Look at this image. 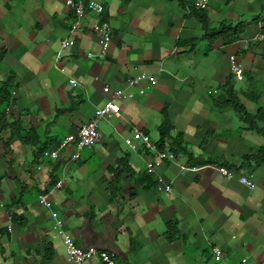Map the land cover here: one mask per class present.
Masks as SVG:
<instances>
[{
    "label": "crops",
    "instance_id": "1",
    "mask_svg": "<svg viewBox=\"0 0 264 264\" xmlns=\"http://www.w3.org/2000/svg\"><path fill=\"white\" fill-rule=\"evenodd\" d=\"M66 1L0 0V50L7 51L0 82L9 73L18 82L4 116L25 131L0 123V264H71L60 227L79 247L108 253L118 264L243 258L264 264V133L245 122L247 113L264 127V40L258 39L264 0H210L205 12L194 11L193 0H94L103 12L87 11L76 31ZM101 22L112 30L105 51L92 31ZM223 25L242 26L239 39H210ZM64 40L74 43L64 49ZM231 54L244 68L241 81L231 73ZM141 74L149 78L128 88ZM230 79L234 89L225 93ZM117 89L135 96L118 102L120 116L98 122L96 145L81 150L79 160L72 159L76 144L55 160L43 156L87 124ZM235 99L246 113L224 107ZM166 118L172 138L180 134L191 154L148 175L153 152L142 144L131 150L125 140L140 130L157 144ZM124 157L131 171L114 195L112 171ZM221 166L232 180L219 173ZM158 175L172 185L171 194L157 190ZM242 176L254 186L241 184ZM173 223L177 236L170 240ZM213 247L222 252L219 260Z\"/></svg>",
    "mask_w": 264,
    "mask_h": 264
},
{
    "label": "built area",
    "instance_id": "2",
    "mask_svg": "<svg viewBox=\"0 0 264 264\" xmlns=\"http://www.w3.org/2000/svg\"><path fill=\"white\" fill-rule=\"evenodd\" d=\"M67 6L73 10L75 14V20L72 25V30L76 31L82 26V20L87 11L94 12L97 14H101L104 10V7L101 3L96 2L94 0H89L87 3L84 0H67ZM210 0H193L191 7L199 10L206 11L209 8ZM93 33L98 37L100 46L105 51L109 48L112 42V30L111 26L107 22H101L92 28ZM259 40H264V35L260 34L258 37ZM72 40H64L62 42V47L67 49L71 45H73ZM89 56H92L90 54ZM59 60V57H58ZM230 70L235 80L241 81L244 78V68L239 63L235 54H231L229 56ZM149 77L145 74H141L139 76L133 77L128 80L127 86L128 88H135L139 86L143 81L147 80ZM70 84L72 86L77 85V81L75 79H70ZM109 87L105 86V91H108ZM135 93L132 91L117 89L113 93V99L106 101V103L99 109L96 110L93 118L87 123L81 126L75 133L68 135L64 140H62L56 149L46 150L43 152V156L57 159L60 156V153L68 148L71 144H76L77 152L73 154V160L80 159V151L85 148H90L96 145L101 140V135L98 132V122L103 118H108L112 116H120L121 107L118 104L120 100H129L133 99ZM127 146L131 150H137L139 148V144L153 152V158L148 163L146 173L148 175H155L156 169L163 162H174L177 159V155L168 151H161L158 149L157 144L152 142L149 136L145 135L140 130H135L132 137L127 138L126 140ZM197 167H192V170H196ZM219 173L225 178V180H232L233 174L226 167H219ZM239 182L245 186L253 187L254 184L251 179L242 176L239 178ZM60 184H56L55 188H58ZM156 187L160 192H166L168 194L172 193V185L165 182L163 176H156ZM39 202L42 205H45L47 208L51 209L52 203L48 200V197L45 195L39 196ZM53 219H56L55 215H52ZM60 227L58 224L57 228ZM9 230H11V226H9ZM58 233L62 236L64 244L66 246V252L68 255V260L71 264H85L86 261L92 258L100 259L104 264H118L114 261L113 257L105 252H100L95 248H81L79 247L73 240V238L65 232L63 227H60ZM213 257L216 260H219L222 256V252L219 247L212 248ZM247 258L241 259L236 264H247Z\"/></svg>",
    "mask_w": 264,
    "mask_h": 264
},
{
    "label": "trees",
    "instance_id": "3",
    "mask_svg": "<svg viewBox=\"0 0 264 264\" xmlns=\"http://www.w3.org/2000/svg\"><path fill=\"white\" fill-rule=\"evenodd\" d=\"M192 5V3H191ZM194 9V8H193ZM194 11L197 12H205V11H199L194 9ZM243 30L242 26H231V25H223L220 30H211L209 33L210 39H217L222 38L226 44L233 43L239 39V36ZM7 51L2 49L0 50V64L4 60L6 56ZM18 86V82L16 79V76L14 73H9L6 78L0 82V123L4 124L3 126H7L9 129H12L13 126L11 123L8 122V119L4 116L5 109L8 108L10 105L14 103L13 98V90ZM234 89L233 81L230 79V81L226 84L224 87L225 93H231ZM225 99V97L219 98L217 101V105L220 107L222 104V100ZM225 108H232L238 113H246V110L244 106L235 99L234 101L228 100L225 102L224 105ZM262 111V110H260ZM245 122L248 124V128L251 130H255L258 133H264V127L261 126L256 116H250L246 113L245 116ZM4 128V127H3ZM160 128V140L157 143V147L161 151H167L165 150V142L166 140H171V142L168 143L169 145V151L172 152L175 155H182V156H188L190 157V152L187 150L186 145L184 144V141L182 140V137L180 134H178L176 137L172 138L171 132H172V126L168 122L167 118L164 120V122L161 124ZM15 130L16 134L24 133V129L21 127L19 122H16L15 127L13 128ZM131 169H129L128 166V160L126 157L122 158L119 161V164L114 170L112 171V180L109 186L110 192L112 194H116L119 192V186H120V177L126 172L129 173ZM56 183V179L53 181ZM169 239H175L177 236V229L176 224H170L169 230H168Z\"/></svg>",
    "mask_w": 264,
    "mask_h": 264
}]
</instances>
